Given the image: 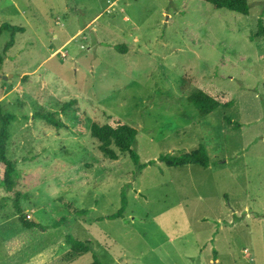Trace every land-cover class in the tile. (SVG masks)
Wrapping results in <instances>:
<instances>
[{
  "label": "rangeland",
  "instance_id": "rangeland-1",
  "mask_svg": "<svg viewBox=\"0 0 264 264\" xmlns=\"http://www.w3.org/2000/svg\"><path fill=\"white\" fill-rule=\"evenodd\" d=\"M248 3L243 15L205 0H0V25L25 29L0 69L17 169L9 190L0 166V264H89L92 252L69 258L68 237L91 239L103 264H264V36L250 40L264 0ZM196 89L233 103L201 116ZM93 122L134 127L140 162H154L105 157ZM200 146L208 167L159 161ZM123 191V217L107 218ZM16 198L45 232L22 225Z\"/></svg>",
  "mask_w": 264,
  "mask_h": 264
},
{
  "label": "trees",
  "instance_id": "trees-1",
  "mask_svg": "<svg viewBox=\"0 0 264 264\" xmlns=\"http://www.w3.org/2000/svg\"><path fill=\"white\" fill-rule=\"evenodd\" d=\"M216 8H225L230 11H234L243 15L249 14V3L248 0H205ZM259 30L256 34L250 36V40H255V38L259 36H264V26L262 20L259 19ZM3 31L10 32V40L6 43L3 51L4 53H0V69L5 59V52H7L15 43V35L16 33L24 32L25 29L21 26H15L9 23H3L0 25V35ZM115 49L124 53L126 47L124 45H116ZM264 87V84H263ZM223 98V97H221ZM187 100L192 103L201 116H205L210 114L215 109L223 106H230L233 101H223L220 97H216L215 94L207 92L203 89H196L190 92L187 95ZM77 103L76 99H72L68 102L61 103V111H64L71 106ZM57 113L52 112H44L40 111L35 114V117L41 118L48 124L61 128L64 126L63 122L57 118ZM14 115L10 113H4L0 106V166L3 170L1 183L9 190L13 189L16 185V180L14 176L17 172L15 162L9 159L6 155L7 152V142L9 139V130L8 126L13 121ZM239 126V123L236 124ZM91 136L94 137L98 142V149L102 152V154L109 159H118L117 152H127L135 164L137 170H142L148 164L153 163L154 161H149L147 163H141L138 152L135 149V144L137 141V130L134 127H131L127 124H117L116 126H112L111 124L105 123L100 124L98 122H93L90 127ZM116 149H115V148ZM159 161L163 162L168 167H183L187 165H199L202 167H208L210 165L209 158L205 152L203 146L199 148L184 153L178 156L175 155H164L159 158ZM121 208L114 214L107 216V218H119L123 217L124 210L127 205L126 194L123 191L121 195ZM15 210L16 214L22 225L25 228H37L42 232L47 230V227L40 222L34 220L26 219L24 215V210L19 203L18 198L15 199ZM87 210H79L77 214L85 215L87 214ZM64 218L60 219V224L62 223ZM98 218L96 220H99ZM57 224V223H56ZM67 243L70 245V253L69 258L73 259L74 257L86 254L88 252L93 253V260L89 264H103L100 258L95 254L93 241L91 239L87 240H78L72 237L67 238Z\"/></svg>",
  "mask_w": 264,
  "mask_h": 264
},
{
  "label": "water",
  "instance_id": "water-1",
  "mask_svg": "<svg viewBox=\"0 0 264 264\" xmlns=\"http://www.w3.org/2000/svg\"><path fill=\"white\" fill-rule=\"evenodd\" d=\"M4 78H6V77H4Z\"/></svg>",
  "mask_w": 264,
  "mask_h": 264
}]
</instances>
